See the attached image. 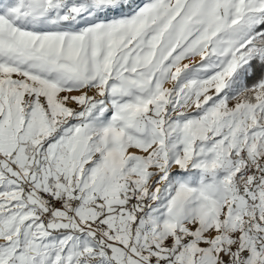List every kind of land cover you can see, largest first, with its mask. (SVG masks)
<instances>
[{
  "label": "snow or ice",
  "instance_id": "snow-or-ice-1",
  "mask_svg": "<svg viewBox=\"0 0 264 264\" xmlns=\"http://www.w3.org/2000/svg\"><path fill=\"white\" fill-rule=\"evenodd\" d=\"M0 264H264V0H0Z\"/></svg>",
  "mask_w": 264,
  "mask_h": 264
}]
</instances>
